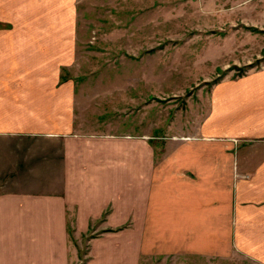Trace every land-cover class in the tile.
<instances>
[{"label": "crops", "instance_id": "0c3cea01", "mask_svg": "<svg viewBox=\"0 0 264 264\" xmlns=\"http://www.w3.org/2000/svg\"><path fill=\"white\" fill-rule=\"evenodd\" d=\"M75 16L0 0V264H76L84 238V264H264V66L212 85L197 129L99 131L67 75Z\"/></svg>", "mask_w": 264, "mask_h": 264}, {"label": "rangeland", "instance_id": "374dc122", "mask_svg": "<svg viewBox=\"0 0 264 264\" xmlns=\"http://www.w3.org/2000/svg\"><path fill=\"white\" fill-rule=\"evenodd\" d=\"M73 1L77 48L67 75L87 123L99 131L197 129L212 85L264 66V0ZM77 247L74 263L84 264L86 239ZM166 261L256 264L237 253Z\"/></svg>", "mask_w": 264, "mask_h": 264}, {"label": "trees", "instance_id": "16d2710c", "mask_svg": "<svg viewBox=\"0 0 264 264\" xmlns=\"http://www.w3.org/2000/svg\"><path fill=\"white\" fill-rule=\"evenodd\" d=\"M249 29L252 30V31H257V32H259V29L254 28V27H249ZM79 252H80V251H79Z\"/></svg>", "mask_w": 264, "mask_h": 264}]
</instances>
